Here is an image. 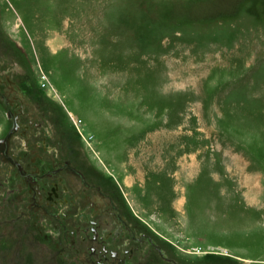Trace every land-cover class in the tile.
<instances>
[{
    "label": "rangeland",
    "instance_id": "1",
    "mask_svg": "<svg viewBox=\"0 0 264 264\" xmlns=\"http://www.w3.org/2000/svg\"><path fill=\"white\" fill-rule=\"evenodd\" d=\"M7 111L24 114L8 147L20 168L0 162V197L15 192L0 201L15 223L0 264H44L53 248L104 264H264V0H0V139ZM68 144L132 226L115 243L91 240L96 193L66 172L39 181L68 201L59 219H17L21 176L56 170ZM94 219L101 238L114 228Z\"/></svg>",
    "mask_w": 264,
    "mask_h": 264
},
{
    "label": "flooded vegetation",
    "instance_id": "2",
    "mask_svg": "<svg viewBox=\"0 0 264 264\" xmlns=\"http://www.w3.org/2000/svg\"><path fill=\"white\" fill-rule=\"evenodd\" d=\"M23 105H24L23 101L19 100L18 106L21 109H23ZM23 114H24V112H14V111L13 112H10V111L5 112L6 118H8V120H10L12 122V127H11V130L9 131L7 137H5V138L3 137L2 139H0V154L3 152L2 155L0 156V158H2L3 161H0V162L5 164V165H11V166H15V167L18 166L17 161L13 160V158L9 154L8 147H9V140L11 138V135L14 132H18V129L20 128L19 122H20V118L22 117ZM20 130H21V128H20ZM8 137H9V139L7 141ZM68 146H69V144L67 145V147ZM65 153H66L65 159L60 162V164L56 168V170L47 171L45 173H39L38 170H35L34 173H32V175L35 177L32 182L29 181V177L26 179L23 178V176L26 177L27 174L24 173L23 176H21V178L24 180V182L26 184L32 185V187L30 188V191H29V198H26V200L24 201L25 202L24 203L25 208H22L21 206H19V211H18L17 215H21V217H20L21 220L22 219L25 220V218L28 217L29 221H30V220H32V217L28 216V212L26 211V210L30 209L32 215L37 216L38 221H44L47 218L55 219V220L59 219L55 210L57 211V207L60 203L63 204L65 202L67 203L68 201L62 200L61 193H60V187H59L57 182L53 181V182L47 183L46 186H41L39 181H41L43 178H47V179L49 178L50 179L53 176H55V174H60L61 172L62 173L66 172L67 175H68V173L72 175V176H69V177H71L70 178L71 180H73L75 177H79V180L77 178L76 179L78 181V184L82 188L96 193L94 200H90L88 202V205H90L88 210L92 209L94 212L93 214H90L93 218L89 221V225H90L89 231H90L91 237H92L91 240L92 241H98V242L103 241V245L106 243V239H108L109 242H111V243H115V240L119 239L122 236V234L124 232L128 231L129 229H131L132 226L129 225L126 221H124L122 219V217H120V215H117V214H119V210L117 208V205L113 201L112 197L108 193H106L103 190V188L100 187V185H99V187L94 186V185H92V183L86 182V180H84V174L81 170L82 161H84V160L74 158L73 153H75V150H72L71 147L69 146ZM18 167L20 168V166H18ZM14 193H15L14 190L8 189L6 191V193H4L0 197L1 203H2V198L5 197L8 200L11 198V196ZM99 216H107L108 218H110V222H111L110 224L113 225V227L115 228V229L112 228L111 231L107 230V233L105 235H103V238H101L99 236L98 227H100V225L94 219V218L99 217ZM4 218L7 221H9L8 220L9 218H7V217H4ZM31 224H32V222H31ZM24 227H26L25 224H24ZM30 231H34L35 237L37 236V232L35 229L31 228ZM37 231L39 232L40 230L38 229ZM64 233L66 234V232H64ZM70 234L74 235L75 232L71 231ZM142 239H145V241L149 245L153 246L152 240L150 237L144 236V238H142ZM40 240H41V238H40ZM83 241H85V238L83 239ZM43 243H45V242H43ZM45 244H46V246H48L47 243H45ZM102 247H104V246H101V248ZM101 248H100V250H101ZM53 249L57 251L56 252V261L59 264H61V263L57 260V258H59L60 260H63L64 258L70 259L72 264L75 261H77L80 264H104L103 260L95 259L93 256H90V257L89 256L88 257L83 256L79 251L64 252L60 248H53ZM90 250L93 253L95 252L94 249H90ZM127 254H128V252H127ZM158 254L161 257L164 256V255H162L161 250L158 251ZM170 262H173V264H176V262H174L172 260H170ZM67 263L71 264L69 262V260ZM152 264H156V263H152Z\"/></svg>",
    "mask_w": 264,
    "mask_h": 264
},
{
    "label": "trees",
    "instance_id": "3",
    "mask_svg": "<svg viewBox=\"0 0 264 264\" xmlns=\"http://www.w3.org/2000/svg\"><path fill=\"white\" fill-rule=\"evenodd\" d=\"M19 247V245H17V248Z\"/></svg>",
    "mask_w": 264,
    "mask_h": 264
}]
</instances>
